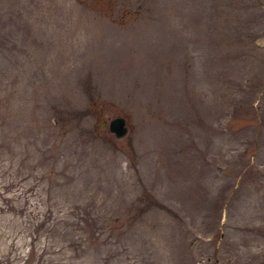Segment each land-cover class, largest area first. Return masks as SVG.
Segmentation results:
<instances>
[{
    "label": "rangeland",
    "instance_id": "obj_1",
    "mask_svg": "<svg viewBox=\"0 0 264 264\" xmlns=\"http://www.w3.org/2000/svg\"><path fill=\"white\" fill-rule=\"evenodd\" d=\"M0 264H264V0H0Z\"/></svg>",
    "mask_w": 264,
    "mask_h": 264
},
{
    "label": "water",
    "instance_id": "obj_2",
    "mask_svg": "<svg viewBox=\"0 0 264 264\" xmlns=\"http://www.w3.org/2000/svg\"><path fill=\"white\" fill-rule=\"evenodd\" d=\"M101 123H104V121L102 120ZM108 129L113 132L116 137H122L125 135L128 131L125 117L122 115H116L110 118L108 121Z\"/></svg>",
    "mask_w": 264,
    "mask_h": 264
},
{
    "label": "trees",
    "instance_id": "obj_3",
    "mask_svg": "<svg viewBox=\"0 0 264 264\" xmlns=\"http://www.w3.org/2000/svg\"><path fill=\"white\" fill-rule=\"evenodd\" d=\"M235 113L236 112H233V111H229L227 112L225 115H227L225 117V126H227V123L230 122V120L234 119L235 118Z\"/></svg>",
    "mask_w": 264,
    "mask_h": 264
}]
</instances>
